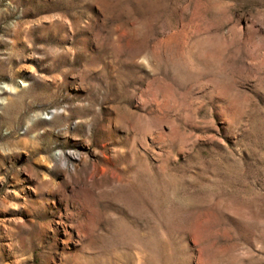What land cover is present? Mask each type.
Here are the masks:
<instances>
[{
	"label": "rangeland",
	"instance_id": "rangeland-1",
	"mask_svg": "<svg viewBox=\"0 0 264 264\" xmlns=\"http://www.w3.org/2000/svg\"><path fill=\"white\" fill-rule=\"evenodd\" d=\"M0 264H264V0H0Z\"/></svg>",
	"mask_w": 264,
	"mask_h": 264
}]
</instances>
